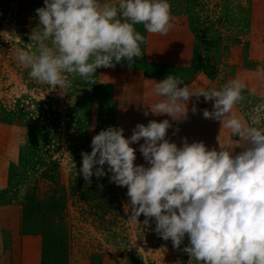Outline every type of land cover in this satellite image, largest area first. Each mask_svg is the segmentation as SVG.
I'll use <instances>...</instances> for the list:
<instances>
[{
  "label": "rangeland",
  "instance_id": "rangeland-1",
  "mask_svg": "<svg viewBox=\"0 0 264 264\" xmlns=\"http://www.w3.org/2000/svg\"><path fill=\"white\" fill-rule=\"evenodd\" d=\"M170 4L166 35L137 25L146 37L142 57L98 68L92 80L70 76L60 89L32 79L16 58L17 49L36 47L30 34L44 0H0V264H192L183 251L187 237L177 249L155 231L154 218L148 226H141L143 214L141 225L129 218L127 188L111 182L110 172L90 183L80 173L82 152H91L101 130L123 128L130 137L139 123L171 120L150 111L155 82L169 74L196 89L244 80L236 111L264 124V0ZM213 103L193 97L187 119L172 121L166 138L239 152V137L204 118ZM143 142L132 145L134 163L148 166Z\"/></svg>",
  "mask_w": 264,
  "mask_h": 264
},
{
  "label": "clouds",
  "instance_id": "clouds-1",
  "mask_svg": "<svg viewBox=\"0 0 264 264\" xmlns=\"http://www.w3.org/2000/svg\"><path fill=\"white\" fill-rule=\"evenodd\" d=\"M36 13L39 26L30 34L36 47L17 49L16 58L32 79L60 89L70 86V76L92 80L98 68L142 57L146 37L137 25L160 35L172 28L170 0H44ZM247 87L235 78L220 89H196L169 74L155 82L158 99L150 111L171 120L139 123L130 137L123 128L101 130L91 152H82L80 173L90 183L110 172L111 182L127 188L129 218L141 225L143 214L141 226L154 218L155 231L177 249L187 237L183 251L192 264H264V124L236 111ZM201 96L214 101L204 118L239 137V152L220 142L217 150L166 138L172 121L186 120L189 102ZM191 110L197 111L195 103ZM141 139L148 166L134 163L132 145Z\"/></svg>",
  "mask_w": 264,
  "mask_h": 264
},
{
  "label": "trees",
  "instance_id": "trees-1",
  "mask_svg": "<svg viewBox=\"0 0 264 264\" xmlns=\"http://www.w3.org/2000/svg\"><path fill=\"white\" fill-rule=\"evenodd\" d=\"M0 19H2V17Z\"/></svg>",
  "mask_w": 264,
  "mask_h": 264
}]
</instances>
